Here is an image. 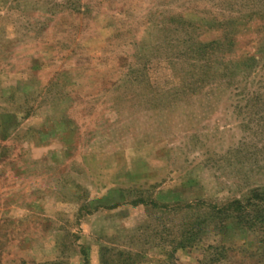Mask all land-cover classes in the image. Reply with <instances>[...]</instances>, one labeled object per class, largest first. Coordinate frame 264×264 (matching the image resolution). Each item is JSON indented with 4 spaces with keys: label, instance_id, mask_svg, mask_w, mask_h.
Segmentation results:
<instances>
[{
    "label": "rangeland",
    "instance_id": "rangeland-1",
    "mask_svg": "<svg viewBox=\"0 0 264 264\" xmlns=\"http://www.w3.org/2000/svg\"><path fill=\"white\" fill-rule=\"evenodd\" d=\"M199 36L236 79L172 93L164 44ZM4 110L31 115L0 127V264H264L202 208L264 192V0H0Z\"/></svg>",
    "mask_w": 264,
    "mask_h": 264
},
{
    "label": "crops",
    "instance_id": "crops-1",
    "mask_svg": "<svg viewBox=\"0 0 264 264\" xmlns=\"http://www.w3.org/2000/svg\"><path fill=\"white\" fill-rule=\"evenodd\" d=\"M216 19H218L217 23H220L221 20L219 18H216ZM253 19H254V16H253ZM167 40H168V43L167 45L164 44L165 46H168V45L176 46V47L168 46L167 49L169 50L174 49V48L178 49L177 54H170V53L165 52L166 54H163L162 56V57H165L168 55L169 58L176 57L175 59L166 58L168 63L169 62L172 63V67L173 65H175L173 68H171L170 71H168L169 73L167 74V76L170 79H172L171 81L173 82V85L170 86V88H168V90H170L172 93L175 92L176 94L178 93V91H182L183 89L186 90L187 92L195 91V90H198L199 88L200 89L209 88L211 90L219 89V88H222V86H224L225 84L228 85L229 84L228 80L231 81L233 79H236V75H234V73L229 72L228 70H225V69H228L227 67L222 68V65H221V67L218 68L217 66L213 65L214 63L213 59L215 57L220 58V60L227 57V55L225 54V51L228 49V46L230 47L232 45L231 43L232 41L228 43L229 39L225 41V38L221 36L219 38L206 41V40H203L201 36H199V37L186 38V39L181 38L179 42L176 41L175 38H168ZM158 43L159 45H161L160 44L161 42H158ZM188 53L190 55L189 56L190 58L186 56V54L188 55ZM244 56H248L251 61H254L255 58H258V54H255V53L249 54V55H242V56H238L240 58H238L236 61L234 60V63L239 64L241 62H244V58H243ZM186 57L188 59L187 61H186ZM182 58H185V62L183 61ZM142 65L138 66L136 69L132 65H129L128 69L131 70L134 74L132 73L128 74V81L139 80V86H138V83L136 85L137 90L138 88L139 90L141 89L143 91L145 89L155 88L154 82H152V80L149 79L147 76L148 68L147 69L145 68L147 64H145V66L144 65L142 66ZM179 66H181V69ZM237 69L240 70L241 68H237ZM154 92L158 93L157 91H154ZM2 111H0V117L2 118L1 119L2 125H0V127L2 126L6 135L7 133H9L10 129L11 130L15 128L18 129V127L20 126V122H22V120L25 118L24 116L31 115V111H29L25 115L21 114V112L15 113V112H9L7 110H4V112ZM187 249L189 248L179 247L174 250V253L176 254V253H179Z\"/></svg>",
    "mask_w": 264,
    "mask_h": 264
},
{
    "label": "trees",
    "instance_id": "trees-1",
    "mask_svg": "<svg viewBox=\"0 0 264 264\" xmlns=\"http://www.w3.org/2000/svg\"><path fill=\"white\" fill-rule=\"evenodd\" d=\"M252 194L232 200L229 204L222 207L203 202L202 208L204 207L213 213L225 216H220L222 221L233 217L241 228L254 233H261V237L264 239V192L262 196L259 191H253ZM198 220L196 219V224L188 223L189 225L186 224L188 226L185 225L181 237L177 239V245L173 247V250L179 247H187L193 243L195 236L199 234L198 232L202 228V222H198Z\"/></svg>",
    "mask_w": 264,
    "mask_h": 264
}]
</instances>
